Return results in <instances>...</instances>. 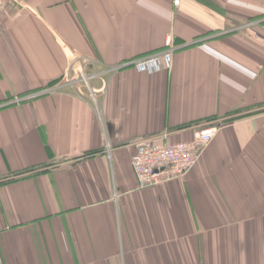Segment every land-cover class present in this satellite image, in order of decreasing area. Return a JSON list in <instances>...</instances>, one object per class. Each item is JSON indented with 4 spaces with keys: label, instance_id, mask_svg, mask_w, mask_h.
I'll return each mask as SVG.
<instances>
[{
    "label": "crops",
    "instance_id": "0c3cea01",
    "mask_svg": "<svg viewBox=\"0 0 264 264\" xmlns=\"http://www.w3.org/2000/svg\"><path fill=\"white\" fill-rule=\"evenodd\" d=\"M4 1L0 264H264V0ZM167 37L170 71H110ZM72 59L95 101L43 93ZM216 123L187 175L139 187V139Z\"/></svg>",
    "mask_w": 264,
    "mask_h": 264
},
{
    "label": "built area",
    "instance_id": "2783aa9c",
    "mask_svg": "<svg viewBox=\"0 0 264 264\" xmlns=\"http://www.w3.org/2000/svg\"><path fill=\"white\" fill-rule=\"evenodd\" d=\"M16 5H24L29 0H8ZM182 0H172L174 8H178ZM5 1L0 0V13L4 9ZM264 24V23H263ZM176 48L173 46L171 37H167L162 50L135 58L126 63L110 69L118 72L123 69H134L139 73L153 74L172 69L173 55ZM76 59L71 60L70 71L64 80L55 86L47 88L43 93L52 92L69 86L83 96V89L89 92V98L96 100V91L91 86V81L97 78V74L85 70L76 71ZM40 94V93H39ZM39 94H33L28 98ZM84 96H86L84 94ZM220 124H212L201 130H196L192 140L174 143L156 142V137H143L134 144V154L131 159V167L140 188L155 187L187 175L194 167L203 150L220 128ZM162 139L165 136L161 137Z\"/></svg>",
    "mask_w": 264,
    "mask_h": 264
}]
</instances>
